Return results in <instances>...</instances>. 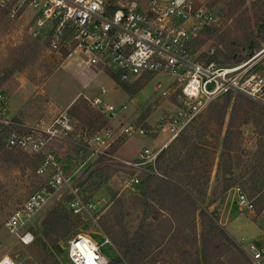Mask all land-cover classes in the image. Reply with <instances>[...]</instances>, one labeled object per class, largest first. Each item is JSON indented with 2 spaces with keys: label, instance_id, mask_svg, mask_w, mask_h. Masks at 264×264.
<instances>
[{
  "label": "rangeland",
  "instance_id": "obj_1",
  "mask_svg": "<svg viewBox=\"0 0 264 264\" xmlns=\"http://www.w3.org/2000/svg\"><path fill=\"white\" fill-rule=\"evenodd\" d=\"M195 3L197 6L210 8L216 19L213 24L203 28L194 41L195 56L200 61L206 62L207 57H202L204 54L211 55L217 51H222L227 57L246 55L249 52L248 45L253 41L261 45L254 55L260 54L258 58H261L264 65V39L259 29L264 20V0H195ZM32 26V12L29 9L11 17L8 7L2 6L0 1V74L3 75V80L0 79V90L8 94L9 105L14 104L17 107L12 115L9 111V115L15 122L13 125L21 132L32 130V127L39 126L42 122H50L67 108L79 120V130L71 141L51 139L47 150L59 157L67 173L72 175L73 182L81 186L85 199H91L95 204L92 216L83 214L82 222L67 239L61 241L63 252L59 255V261L61 264H72L67 244L78 233L88 234L99 243L108 237L110 244L102 246V251L110 260L123 256L122 243L136 235L140 219L137 216L138 210L133 205H127L125 210L132 213L124 215L122 222L117 220V202L119 198L131 196L138 191L136 184H131L133 176L140 175L144 170L151 171L149 167L155 165L153 162L132 166L125 160L135 161L139 151L142 152L144 148L158 150L171 136L170 124L161 127L157 125L162 113L175 107L172 102L179 101L180 90L169 98L161 97L156 88L157 84L161 82L169 87L174 83L171 76L161 73L127 81L130 87H134L139 81L142 83L134 87V92L127 90L110 69L88 66L82 61L83 56H68V52L61 53L51 49L48 34L34 35L31 32ZM45 30L48 31L49 26ZM217 63L235 62L228 59ZM96 97L116 105L120 109L119 114L115 118L109 117L107 112L92 103ZM224 100L223 95H220L213 101L220 107ZM74 105L76 110H73ZM124 105L127 108L122 109ZM208 106L201 115L209 112ZM216 107L217 105L213 110ZM257 107L264 110V105L249 97L233 94L222 129L223 134L228 129L232 134V131L240 130L232 126L238 125L239 117L250 116L249 123L242 127L241 151H250L252 155L258 150L262 138L259 125L255 122V113L259 111ZM129 123L142 124L144 133H122L123 126ZM109 127L115 132V140L108 148H103V152H94L89 142L91 136ZM9 130L10 128H4L6 133ZM83 133L87 136L84 137ZM5 136L4 133L3 141ZM77 146L85 151L79 150ZM222 149L221 142L216 153L218 156ZM42 161L41 155L25 149L9 148L6 143L0 149V256L10 255L19 264L26 261L28 264H40L39 257L35 260L36 255L40 254V248L37 244H32L33 242L25 244L18 237L10 235L5 222L46 180V175L38 173ZM215 183L213 173L209 194ZM257 196L264 197V188L253 197ZM67 197L68 194L64 193L60 198L50 201L34 217L31 223L33 233L36 229L41 234L43 221L60 203L68 207ZM236 200L231 188L222 203L210 206V210L218 211V224L236 247H230L229 239L225 235L211 238L212 240L207 238L199 217L196 225L192 221V230L177 229L169 232L167 238L163 236L168 233L163 230L165 222L161 223V227L160 222L156 221L151 224L153 233L148 230L144 232L150 235L153 244L151 248L146 247L147 255L137 264H150L153 259L157 260L156 264L194 262L195 254L205 243L211 250L207 264H241L245 259L248 260L251 245L264 247V214L258 201L256 211L250 212L240 209ZM185 222L182 225L188 224ZM176 233L178 236L173 242L170 241L173 245L165 241ZM46 241L50 243L49 239ZM160 243L161 246H158ZM154 250L155 254L153 252L148 255ZM128 259H124L125 264H131ZM49 263L52 264V261Z\"/></svg>",
  "mask_w": 264,
  "mask_h": 264
},
{
  "label": "built area",
  "instance_id": "obj_2",
  "mask_svg": "<svg viewBox=\"0 0 264 264\" xmlns=\"http://www.w3.org/2000/svg\"><path fill=\"white\" fill-rule=\"evenodd\" d=\"M0 1L2 6L8 7L11 17L29 9L32 12L31 32L34 35L47 33L51 49L66 51L68 56H83L82 61L88 66L110 69L122 81H136L142 76L160 73L171 76L174 79L171 86L159 82L156 88L163 98L180 90V99L172 102L174 108L162 113L157 127L170 124L173 138L222 94H241L264 105V65L258 58L260 54L231 64L206 63L195 56L194 41L205 26L216 20L213 11L197 6L195 0ZM9 103L8 94L0 90V133L10 128L5 133L6 145L41 155L43 161L38 173L46 175L44 183L5 222L10 235L29 244L35 239L32 220L50 201L64 193L71 195L67 200L70 210L91 216L95 204L85 199L81 186L73 182L59 157L47 150L49 140L71 141L78 132L79 120L69 108L50 122L21 132L13 125ZM92 103L111 118L119 114L116 105L101 97H96ZM125 108L126 105L122 107ZM142 126L125 124L122 133H144ZM114 134L111 127L94 133L89 141L94 152L108 148L115 140ZM83 136L87 135L83 133ZM161 150L144 148L138 159L125 162L132 166L153 163ZM138 182V175L131 178L132 185ZM233 190L240 209L256 211L255 198L250 197L242 185H235ZM108 244V237L99 243L88 234L78 233L69 239L67 251L72 264H109L110 259L102 251V246ZM248 255V264H264V247L251 245ZM0 264L19 263L10 255H2Z\"/></svg>",
  "mask_w": 264,
  "mask_h": 264
},
{
  "label": "trees",
  "instance_id": "obj_3",
  "mask_svg": "<svg viewBox=\"0 0 264 264\" xmlns=\"http://www.w3.org/2000/svg\"><path fill=\"white\" fill-rule=\"evenodd\" d=\"M259 29L261 37L264 39V20ZM48 43L50 45V42ZM260 46V43L251 41L248 45L249 52L246 55L236 54L227 57L222 51H217L211 55L204 54L202 57H207V63L212 61L221 62L228 59L239 63L253 56L255 50ZM63 53L67 52L63 51ZM112 72L114 77L127 90L134 92V87L142 84L139 81L134 87H130L127 81H122L117 73ZM1 76L3 75L0 74V79L3 80ZM222 95L225 100L220 107L213 101L208 106L209 112L198 115L159 153L155 165L149 167L151 171L144 170L138 175L139 182L136 184L138 191L131 196L119 198L116 205L117 220L122 222L124 215L132 213L130 210H125V208L127 205H133L138 210L137 216L140 223L137 225L139 227L135 231L136 235L128 242L122 243L123 256L112 258L109 264H125L124 259L126 258H129L131 264H137L139 260L142 262L143 257L147 255L146 247L151 248V244H153L150 235L144 232L148 230L153 233L151 223L157 220L160 221V214L166 212L173 218L183 221H189L190 218L193 220L197 216L202 221L201 226L203 230L205 229L207 238L216 239L219 235H225L229 239L230 247L231 245L236 247L225 230L218 224V211L210 210V206L214 203H222L226 193L236 184L242 185L250 197L258 195L263 190L264 110L261 111L257 107L259 111L255 113V122L259 125L261 131L259 133L262 134V138L259 141L258 150L252 155L250 151H241L242 127L249 123L250 116L246 117L245 115L244 117L243 115L239 117V120H237L238 125L233 124L232 126L238 127L240 130L232 131L233 135L230 134V129L223 134L222 129L233 94L225 93ZM216 105V109L213 110ZM75 107L74 105L73 110H76ZM205 116H207V119H205ZM4 133L6 132L0 133V149L5 145L2 137ZM221 142L223 149L218 156L216 153ZM77 148L79 150L83 149L79 146ZM213 173L215 174L216 183L209 194ZM71 198L72 196L68 195L67 200ZM254 198L256 204L258 201L263 208L264 197L257 196ZM190 212L192 213L191 217ZM82 216L83 214L74 213L62 203L52 209L41 225V234L39 230H34L35 239L32 244H37L40 248V254L36 255L35 260L39 257L40 264H50V261H52V264H61L59 261V255L63 252L61 241L67 239L74 228L82 222ZM168 234L169 232L164 233L163 236L167 238ZM177 236L178 233L169 237L166 241H172ZM46 239H49L50 243ZM161 244L158 246H161ZM197 252L195 261L187 264H207L211 255L210 247L205 243L202 249ZM248 263L249 259H245L241 264ZM22 264H28V262ZM143 264L145 263L143 262Z\"/></svg>",
  "mask_w": 264,
  "mask_h": 264
},
{
  "label": "crops",
  "instance_id": "obj_4",
  "mask_svg": "<svg viewBox=\"0 0 264 264\" xmlns=\"http://www.w3.org/2000/svg\"><path fill=\"white\" fill-rule=\"evenodd\" d=\"M141 2H147V0H142ZM14 105V104H13ZM12 104L10 105V114L12 115L14 110H17V107H14ZM13 106V107H12ZM155 132V131H154ZM174 140V138L172 136H170L166 142H164V144L160 147L162 150L167 147L172 141ZM161 150V151H162ZM140 153V151H139ZM138 153V155H139ZM137 159V158H136ZM126 161H129V160H126ZM190 217L192 216V213L190 212L189 213ZM161 220H157V222H160V224L163 222H165V229H163L165 232H172L174 230H177V231H180V230H190L191 227H192V221H194L193 225H196V222L198 221L197 219V216L192 220V218L189 219V221H187L188 224H183V220L181 219H176V218H173L171 215H169L167 212L166 213H163V214H160V217H159ZM156 222V221H154ZM154 222H152L151 224H153ZM162 223V224H163ZM186 223V222H185ZM162 224H161V227H162ZM147 227V226H146ZM182 228V229H181ZM194 228V227H193ZM192 230V229H191ZM192 232V231H190ZM166 241V240H165ZM170 242V241H169ZM173 242V241H172ZM170 242V244L172 243ZM173 245V243H172ZM174 245L176 246V243H174ZM179 248V247H178ZM154 252V253H153ZM155 254L156 253V250L152 251L151 253L149 252L148 255H151V254ZM167 253H170V252H167ZM156 256V255H155ZM168 257V256H166ZM153 261V264H156L155 259L152 260ZM152 263V262H151Z\"/></svg>",
  "mask_w": 264,
  "mask_h": 264
}]
</instances>
